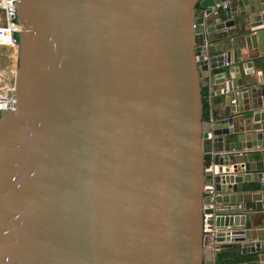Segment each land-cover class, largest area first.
<instances>
[{
  "label": "water",
  "instance_id": "1",
  "mask_svg": "<svg viewBox=\"0 0 264 264\" xmlns=\"http://www.w3.org/2000/svg\"><path fill=\"white\" fill-rule=\"evenodd\" d=\"M15 5L0 264H264V0Z\"/></svg>",
  "mask_w": 264,
  "mask_h": 264
},
{
  "label": "built area",
  "instance_id": "2",
  "mask_svg": "<svg viewBox=\"0 0 264 264\" xmlns=\"http://www.w3.org/2000/svg\"><path fill=\"white\" fill-rule=\"evenodd\" d=\"M219 6L222 7L224 6V4L216 5L215 7H213V10L216 11V9ZM19 30H20V25L16 21L15 0H0V46L8 47L16 51L18 45L16 33ZM206 84L205 86H207L208 88L207 102H208V110L210 114V93H209L210 86ZM12 87H13V83L3 84L0 86V112L2 110L14 109L15 98L12 95H8V91L11 90ZM208 156H210V154ZM212 167L213 166L210 165V161H208L205 169L210 171L212 170ZM205 188L207 191L206 195H208L210 198V195L214 194V189L210 184L206 185ZM209 216L210 214H204L203 230L206 233L210 232V228L208 227L209 225L206 222Z\"/></svg>",
  "mask_w": 264,
  "mask_h": 264
},
{
  "label": "crops",
  "instance_id": "3",
  "mask_svg": "<svg viewBox=\"0 0 264 264\" xmlns=\"http://www.w3.org/2000/svg\"><path fill=\"white\" fill-rule=\"evenodd\" d=\"M196 13L200 14L201 10L197 9ZM261 26H263L262 28H264V20H263V24ZM258 28H261V27H258ZM257 49H258V52H256L255 50H252L250 52V54L252 56L257 55V57L255 59L251 60L252 64L247 63V64H249V67H248L246 65V63H244V65H246L247 68H250V70L253 71V77L254 78H259V77L264 76V42H258L257 43ZM241 52H244V50L242 49ZM217 70L219 71L220 69H217ZM203 73L205 75L208 73V71L203 70ZM210 73H213V71H210ZM202 81H203V84H206L207 80H202ZM223 96H224V93L221 95L222 100H223ZM249 103H250V101L248 99H246L245 102L243 103V105L248 106ZM222 110H223L222 108L219 109L220 114L222 113ZM214 157H215V155H214ZM210 165L213 167L215 166L212 161L210 162ZM262 214H263V212L256 214L255 219L257 220L258 223H261L262 220L264 219ZM225 244L226 243H223L220 246H225Z\"/></svg>",
  "mask_w": 264,
  "mask_h": 264
},
{
  "label": "rangeland",
  "instance_id": "4",
  "mask_svg": "<svg viewBox=\"0 0 264 264\" xmlns=\"http://www.w3.org/2000/svg\"><path fill=\"white\" fill-rule=\"evenodd\" d=\"M15 67L16 51L0 46V86L13 83Z\"/></svg>",
  "mask_w": 264,
  "mask_h": 264
},
{
  "label": "trees",
  "instance_id": "5",
  "mask_svg": "<svg viewBox=\"0 0 264 264\" xmlns=\"http://www.w3.org/2000/svg\"><path fill=\"white\" fill-rule=\"evenodd\" d=\"M17 38V37H16ZM208 88L207 86L203 87V119H209V110H208V102H207V95H208ZM209 158V157H208ZM240 261V255L238 251H225L216 254L215 256V264H237Z\"/></svg>",
  "mask_w": 264,
  "mask_h": 264
}]
</instances>
